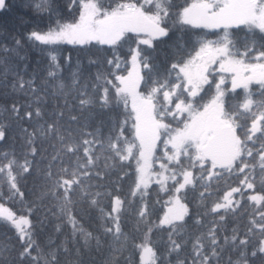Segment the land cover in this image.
Instances as JSON below:
<instances>
[{
  "label": "snow or ice",
  "instance_id": "snow-or-ice-1",
  "mask_svg": "<svg viewBox=\"0 0 264 264\" xmlns=\"http://www.w3.org/2000/svg\"><path fill=\"white\" fill-rule=\"evenodd\" d=\"M0 95V264H264V0H0Z\"/></svg>",
  "mask_w": 264,
  "mask_h": 264
},
{
  "label": "trees",
  "instance_id": "trees-1",
  "mask_svg": "<svg viewBox=\"0 0 264 264\" xmlns=\"http://www.w3.org/2000/svg\"><path fill=\"white\" fill-rule=\"evenodd\" d=\"M14 3H20V0H13ZM34 23L36 24H40L41 22L39 21V19L37 18ZM42 26V25H41ZM8 103V99L3 97L2 95H0V115H2V109L7 106ZM29 184H31V181H29ZM46 224H48V221H45ZM54 223V222H53ZM4 229H0V242H2L3 240V233H4ZM49 236L52 237V239H56V234L54 233V231L52 230V225H49L45 230L44 233L41 237V240L43 242H47ZM61 239H63V237H61Z\"/></svg>",
  "mask_w": 264,
  "mask_h": 264
}]
</instances>
